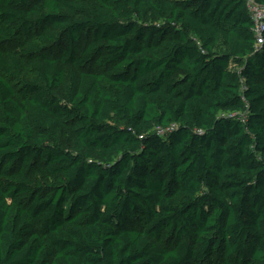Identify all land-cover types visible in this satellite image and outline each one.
I'll return each instance as SVG.
<instances>
[{
	"label": "trees",
	"instance_id": "16d2710c",
	"mask_svg": "<svg viewBox=\"0 0 264 264\" xmlns=\"http://www.w3.org/2000/svg\"><path fill=\"white\" fill-rule=\"evenodd\" d=\"M0 264H264L244 0H0Z\"/></svg>",
	"mask_w": 264,
	"mask_h": 264
},
{
	"label": "built area",
	"instance_id": "2783aa9c",
	"mask_svg": "<svg viewBox=\"0 0 264 264\" xmlns=\"http://www.w3.org/2000/svg\"><path fill=\"white\" fill-rule=\"evenodd\" d=\"M244 1L254 23L255 35L260 43L264 32V4H259L256 0Z\"/></svg>",
	"mask_w": 264,
	"mask_h": 264
},
{
	"label": "rangeland",
	"instance_id": "374dc122",
	"mask_svg": "<svg viewBox=\"0 0 264 264\" xmlns=\"http://www.w3.org/2000/svg\"><path fill=\"white\" fill-rule=\"evenodd\" d=\"M22 49V41L19 39L18 42L14 43L10 48L9 50H11V52L13 53H20V50Z\"/></svg>",
	"mask_w": 264,
	"mask_h": 264
}]
</instances>
